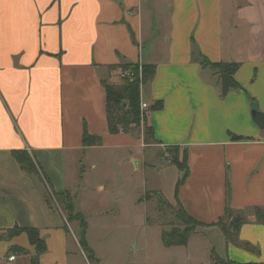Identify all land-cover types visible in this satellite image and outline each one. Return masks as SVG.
I'll list each match as a JSON object with an SVG mask.
<instances>
[{
    "label": "crops",
    "instance_id": "1",
    "mask_svg": "<svg viewBox=\"0 0 264 264\" xmlns=\"http://www.w3.org/2000/svg\"><path fill=\"white\" fill-rule=\"evenodd\" d=\"M200 56L238 63L239 88L221 97ZM125 64L155 65L139 89L152 143L108 129L104 84ZM253 105L264 113V0H0V264H71L72 223L56 195L73 200L84 162L97 168L91 152L116 146L139 167L148 149L184 153L187 175L174 164L168 181L179 208L204 224L226 205L242 211L248 221L223 255L264 264L254 210H264V128ZM85 131L101 143L84 145ZM16 226L36 229L43 250Z\"/></svg>",
    "mask_w": 264,
    "mask_h": 264
},
{
    "label": "rangeland",
    "instance_id": "2",
    "mask_svg": "<svg viewBox=\"0 0 264 264\" xmlns=\"http://www.w3.org/2000/svg\"><path fill=\"white\" fill-rule=\"evenodd\" d=\"M121 70V67L116 68L114 79L107 80L115 88L140 76L139 66L128 69L134 78L122 77ZM124 107L128 108L126 102ZM128 118L131 120L133 116L130 114ZM119 132L132 135L138 143H152L140 106L137 121L119 126ZM128 150L127 146H116L92 151L90 157L97 163L94 170L84 162L82 181L73 198V211L83 214L87 229L85 242L81 245L79 239L83 228L78 220L71 222L67 235L69 263L212 264L219 261L218 258L224 260L227 236L217 221L212 226H194L195 231L190 233L185 246L163 244L162 232L170 238L191 226L183 222L182 211L168 186L175 169L174 164L172 167L168 164H172L174 153L172 148L148 149L146 154L139 153V158L146 163L139 167L138 161L132 163L128 157ZM178 158L182 160L180 153ZM46 181L50 188L49 181ZM159 181L165 184L162 192L158 187ZM100 182L102 186L98 188ZM51 198L56 203L52 195ZM75 250L77 253L73 252Z\"/></svg>",
    "mask_w": 264,
    "mask_h": 264
},
{
    "label": "trees",
    "instance_id": "3",
    "mask_svg": "<svg viewBox=\"0 0 264 264\" xmlns=\"http://www.w3.org/2000/svg\"><path fill=\"white\" fill-rule=\"evenodd\" d=\"M199 62L202 66H207L212 69L213 73L218 76L219 81V95L221 97L225 96L226 93L229 92L231 89H238L239 85L236 82L233 74L239 67V64L233 61H225V62H213L208 61L205 57L200 56ZM139 66L140 70V76H136L135 79H129L122 87L115 88L114 85H110L109 83L104 84L105 85V91H106V117H107V124L108 129L111 133H117L119 132V126H123L124 123H131L137 121V116L139 115V104H140V96H139V89L140 84L142 82H145L147 80H150L155 71V65L152 64H125L121 68L123 69H130L133 67ZM130 67V68H129ZM131 71V70H130ZM130 77L134 78V74L130 72ZM125 102L127 103L128 108L126 109ZM116 111V112H115ZM115 112V118L114 116ZM132 115L133 118L130 120L128 118L129 115ZM129 120V121H128ZM139 120V119H138ZM143 122L146 126L147 130L151 133L152 129L151 126L147 124L145 115L143 114ZM234 139H239L240 137L232 135ZM83 144L84 145H96L101 143V138L99 136H93L89 135L86 131L83 133ZM169 148V147H168ZM175 151L176 149H172ZM15 157L18 159V161L21 163L22 167L24 169H30L34 168L33 161L29 158V156L26 155V153H22L20 151H14L13 152ZM171 163L175 164L178 168H181L183 170V176L181 179H183L184 176L187 175V167H185V155L183 153L182 160L179 161V158L174 153V156H172ZM181 180H179L180 182ZM57 201H59L60 206L64 211H66L67 221L72 222L74 219L78 220L80 222V226L83 228L81 237L79 239V242L81 245L85 242V232L87 229L86 221L84 219V216L81 212H74L73 207V200L71 196L68 193H61L60 195H56ZM224 217L220 218L217 222L222 225V230L227 236L226 240L236 241V235L239 231V228L248 221L247 217L242 211H235L232 210L231 207H228L227 205L224 208ZM256 219L259 221L264 222V210L261 208H254ZM182 211V210H181ZM182 220L185 221L187 224H191V226H188V228L184 229L183 233L176 232L173 236L170 238H166L165 234L162 232L161 234V240L165 246H171V245H184L187 244L188 237L190 233L195 231V227L202 225V226H212V224H204L201 222H197L196 220L190 218L185 214L184 211H182ZM195 226V227H194ZM15 230L17 232L19 231H25L29 237V240L32 244L35 245L36 250L42 251L44 248L43 241L39 238L38 232L34 228H19L15 227ZM240 244V243H239ZM243 247L248 248L251 250V247L248 244H241ZM215 261L212 264H234L233 261L225 258L224 260Z\"/></svg>",
    "mask_w": 264,
    "mask_h": 264
},
{
    "label": "water",
    "instance_id": "4",
    "mask_svg": "<svg viewBox=\"0 0 264 264\" xmlns=\"http://www.w3.org/2000/svg\"><path fill=\"white\" fill-rule=\"evenodd\" d=\"M251 118L260 128H264V113L255 105L251 108Z\"/></svg>",
    "mask_w": 264,
    "mask_h": 264
},
{
    "label": "built area",
    "instance_id": "5",
    "mask_svg": "<svg viewBox=\"0 0 264 264\" xmlns=\"http://www.w3.org/2000/svg\"><path fill=\"white\" fill-rule=\"evenodd\" d=\"M126 70H127V71H126ZM128 71H129L128 69H122L119 73H120V75H121L122 77L130 76L131 74H130V72H128ZM140 107H141L142 109H144V108L147 107V104L144 103V102H141V103H140ZM9 258H10V259H13L14 256H10Z\"/></svg>",
    "mask_w": 264,
    "mask_h": 264
}]
</instances>
